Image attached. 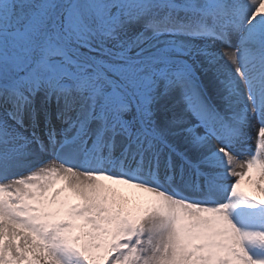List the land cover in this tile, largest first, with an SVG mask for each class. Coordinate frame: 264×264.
I'll return each instance as SVG.
<instances>
[{
    "label": "snow or ice",
    "instance_id": "obj_1",
    "mask_svg": "<svg viewBox=\"0 0 264 264\" xmlns=\"http://www.w3.org/2000/svg\"><path fill=\"white\" fill-rule=\"evenodd\" d=\"M0 264H264V0H0Z\"/></svg>",
    "mask_w": 264,
    "mask_h": 264
},
{
    "label": "bare ground",
    "instance_id": "obj_2",
    "mask_svg": "<svg viewBox=\"0 0 264 264\" xmlns=\"http://www.w3.org/2000/svg\"><path fill=\"white\" fill-rule=\"evenodd\" d=\"M222 50V49H221ZM55 106L53 105V108H54ZM255 123V122H254ZM248 132H249V135L252 137V139H249L248 141H247V144H248V146H250L252 143H254V139H255V136H254V133H255V129H253V128H249L248 129ZM51 157H48V156H44V159H50ZM239 170V169H238ZM232 179H234V178H232Z\"/></svg>",
    "mask_w": 264,
    "mask_h": 264
},
{
    "label": "rangeland",
    "instance_id": "obj_3",
    "mask_svg": "<svg viewBox=\"0 0 264 264\" xmlns=\"http://www.w3.org/2000/svg\"><path fill=\"white\" fill-rule=\"evenodd\" d=\"M252 145H254V143Z\"/></svg>",
    "mask_w": 264,
    "mask_h": 264
}]
</instances>
